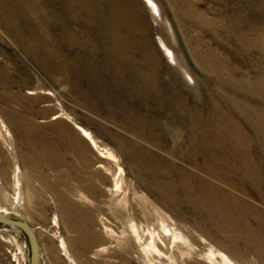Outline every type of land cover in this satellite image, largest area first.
<instances>
[{"label": "rangeland", "instance_id": "rangeland-1", "mask_svg": "<svg viewBox=\"0 0 264 264\" xmlns=\"http://www.w3.org/2000/svg\"><path fill=\"white\" fill-rule=\"evenodd\" d=\"M153 2L0 0V211L32 225L42 264H261L182 176L197 116L202 151L219 125L255 140L242 111H264L245 86L264 76V0ZM164 226L180 237L157 251ZM29 255L26 233L0 223V264Z\"/></svg>", "mask_w": 264, "mask_h": 264}, {"label": "bare ground", "instance_id": "bare-ground-1", "mask_svg": "<svg viewBox=\"0 0 264 264\" xmlns=\"http://www.w3.org/2000/svg\"><path fill=\"white\" fill-rule=\"evenodd\" d=\"M150 1L153 2V0ZM153 5L154 9L159 12L158 5L155 2H153ZM115 32L114 34L111 32L114 36V40L112 38L111 40L115 41V46H117L120 42L117 32ZM259 44L261 48H264V34L260 37ZM168 51L175 59L174 52L170 48H168ZM138 67L140 68V66ZM141 70L140 68L138 71L141 72ZM142 71L145 75H148L145 70ZM143 80L150 86L151 90L159 92L156 91V86L159 87L160 85H156L153 79L144 76ZM246 83L245 86L249 90H253L252 92L259 98H264V76H260L259 82L257 81L255 84ZM249 103L252 104L253 102L249 101ZM252 105L243 108L242 114L245 115V119L255 130L256 141L236 123H232L230 127L226 125L223 134L220 133L221 125H219L217 130L214 129L209 136L210 145L206 144L202 151L201 148H197L201 133L198 132V126L201 125V121L198 116L193 119L194 126L191 127L193 141L190 144V153L187 155V157L190 156L193 171H189L182 176V183L183 186H186L187 191L191 195L193 194L188 196L191 201L203 207L207 219L220 221L221 228L233 234L231 237L233 243L242 242V251L245 254L255 253L261 264H264V111H258ZM83 132L89 135V132L84 129ZM256 142L258 145H255ZM93 143L97 146L94 139ZM254 145L256 146L255 149L258 150L256 154L253 153ZM102 155L111 158L113 156L111 152L104 148L102 149ZM197 168L203 170V177L197 178L195 174ZM21 177V171L18 168L15 174L18 188L21 185ZM27 180L30 181L28 178ZM154 180H157V178ZM120 181L119 179L117 186H121ZM193 184H196V186L194 187ZM170 186L171 183L167 184L168 188H172ZM196 189L198 190L196 191ZM19 197L21 200L22 196L20 194ZM163 230L164 232L151 233L153 240L149 245L157 251H159L158 246L160 244L170 248V244L175 242L173 238L180 237L179 233L166 226L163 227ZM218 257H222L224 264H236L234 259L223 252H219V254L211 252V255H209L210 262L218 263Z\"/></svg>", "mask_w": 264, "mask_h": 264}, {"label": "water", "instance_id": "water-1", "mask_svg": "<svg viewBox=\"0 0 264 264\" xmlns=\"http://www.w3.org/2000/svg\"><path fill=\"white\" fill-rule=\"evenodd\" d=\"M0 223L22 229L30 243L29 264H42L39 238L32 225L23 218H14L9 213L0 212Z\"/></svg>", "mask_w": 264, "mask_h": 264}]
</instances>
